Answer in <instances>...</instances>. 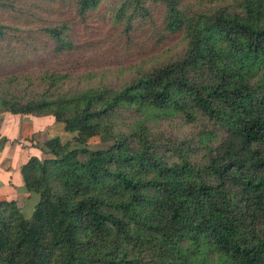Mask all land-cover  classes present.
Returning a JSON list of instances; mask_svg holds the SVG:
<instances>
[{"label": "trees", "instance_id": "obj_1", "mask_svg": "<svg viewBox=\"0 0 264 264\" xmlns=\"http://www.w3.org/2000/svg\"><path fill=\"white\" fill-rule=\"evenodd\" d=\"M0 107L74 135L0 264H264V0H0Z\"/></svg>", "mask_w": 264, "mask_h": 264}, {"label": "crops", "instance_id": "obj_2", "mask_svg": "<svg viewBox=\"0 0 264 264\" xmlns=\"http://www.w3.org/2000/svg\"><path fill=\"white\" fill-rule=\"evenodd\" d=\"M54 121L15 115L0 107V202H17L27 218L33 215L40 197L27 190L22 176L24 166L33 157L53 158L45 148L48 140L59 137L64 142L73 135L64 132V125Z\"/></svg>", "mask_w": 264, "mask_h": 264}, {"label": "rangeland", "instance_id": "obj_3", "mask_svg": "<svg viewBox=\"0 0 264 264\" xmlns=\"http://www.w3.org/2000/svg\"><path fill=\"white\" fill-rule=\"evenodd\" d=\"M46 120H50V122H53L55 119L53 118V117H46ZM54 122H57V121H54ZM56 124H59V125H61V123H56ZM63 125V124H62ZM167 128H169V125L168 126H166V127H163V130L164 131H167ZM169 130H170V128H169ZM185 130H186V128L184 129V132H185ZM65 132V131H64ZM71 139L70 140H72L73 139V135H71V137H70ZM68 140H69V138H68ZM66 138H65V140H64V142L66 143V142H69ZM108 143H105V142H103L102 140H101V138H94L93 140H91V142H90V147H91V149H93V150H101V149H107L108 148ZM26 214H27V211L25 212ZM28 215V214H27ZM29 217V216H28ZM31 217V216H30Z\"/></svg>", "mask_w": 264, "mask_h": 264}]
</instances>
